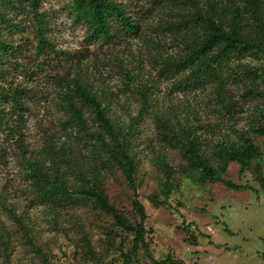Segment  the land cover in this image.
<instances>
[{"label": "rangeland", "instance_id": "obj_1", "mask_svg": "<svg viewBox=\"0 0 264 264\" xmlns=\"http://www.w3.org/2000/svg\"><path fill=\"white\" fill-rule=\"evenodd\" d=\"M113 1L138 24V35L114 24L108 42L88 41L73 0H40L49 47H36V22L28 10L9 12L14 26L0 23L9 48L0 63V90L25 91L22 110L0 102L10 116L0 127V264H264V186L256 179L255 164L240 173L237 163H227L222 178L249 186L235 191L201 181L182 147L186 139L193 140L208 164L220 167L218 145L246 134L263 152L264 173V140L253 135L264 118V56L231 59L222 82L213 76L193 81L189 70L176 72L163 64L185 54L181 30L168 24L191 13L193 5L185 0L174 5L167 0ZM244 1L227 4L246 15ZM245 21L248 28L257 24ZM76 76L90 85L120 136L131 129L133 187L106 163L89 135L66 123L68 112L61 103ZM76 102L92 133L97 126L90 109ZM63 148L70 162L59 159ZM25 159L43 162L45 169L52 159L68 176L69 191L88 185L82 177L91 180L92 172L98 173L109 204L131 225L140 222L133 206L137 200L147 217L144 239L153 259L140 246L129 258L134 233L89 200L37 199ZM166 179L169 196L154 207L149 199L155 194L165 200Z\"/></svg>", "mask_w": 264, "mask_h": 264}, {"label": "trees", "instance_id": "obj_2", "mask_svg": "<svg viewBox=\"0 0 264 264\" xmlns=\"http://www.w3.org/2000/svg\"><path fill=\"white\" fill-rule=\"evenodd\" d=\"M167 1L172 5L176 4V0ZM185 1L193 5L192 12L181 14L178 22H170L168 27L181 30V37L184 39L181 44L186 52L177 59L163 60L166 69H173L176 72L189 70L188 76L193 81L213 76L222 82L221 75H224V70L231 59L264 56V0H245L243 7L247 8L246 15L242 14L241 9L233 3L227 4L231 0H226L224 4L214 3L210 0L204 2L199 0ZM39 2L40 0H0V23L14 26L8 18L9 12L21 11L23 13L28 10L36 22V47L41 49L43 46L49 47L50 45L44 38L47 23L44 15L38 11ZM73 7L77 17L87 26L88 41L108 42L113 37L112 26L114 24L119 25L129 35L139 34L138 24L128 16L121 3L113 0H73ZM9 8L11 10H8ZM247 18L253 19L257 24L253 28H248L249 26L245 21ZM8 49L0 35V63L8 53ZM67 85V94L61 103V106L68 112L66 123L76 127L84 135H89L107 158L106 163L113 164L119 169L128 185L133 187V175L136 166L127 142V135L131 129L120 136V132L115 130L110 122L103 103L97 99L90 85L81 77L72 78ZM24 96L25 91L22 88H15L12 91L0 90V102L9 101L11 107L17 111L24 107ZM76 101L83 103L90 109L97 126L92 133L87 131L82 109L78 107ZM9 120L10 116H8L7 110L0 107V127L8 124ZM253 135L264 140V118L253 129ZM182 147L188 164L197 170L201 181L219 182L226 188L235 191L249 189V186L235 185L222 178L227 163L235 162L239 166L240 173L255 164L256 179L264 186V173L261 168L263 152L246 134H240L237 141L233 143L218 145L217 153L221 161L220 167L209 165L204 154L195 148L193 140L186 139V143ZM58 157L65 162L71 161V156L66 148L62 149ZM25 162L27 164L26 173L31 179V185L35 190L37 199L54 203H61L74 197L89 200L96 208L111 214L115 223L123 230L134 233L133 248L129 258L136 257L139 246L148 253L149 248L144 239L145 230L143 228V223L147 217L142 205L137 200L133 202V206L140 217V222L131 225L109 204L107 196L101 189L98 173L92 172L91 180L82 177L89 186L81 185L73 191H69L68 176L52 159L49 169H45V164L38 160L25 159ZM164 185L161 194L165 200L159 201L158 196L153 194L149 199L152 206L159 207L165 203L169 196L168 179L165 180ZM148 257L150 260L153 259L149 253ZM159 264L166 263L163 261Z\"/></svg>", "mask_w": 264, "mask_h": 264}]
</instances>
